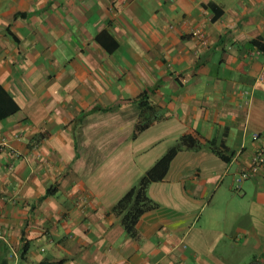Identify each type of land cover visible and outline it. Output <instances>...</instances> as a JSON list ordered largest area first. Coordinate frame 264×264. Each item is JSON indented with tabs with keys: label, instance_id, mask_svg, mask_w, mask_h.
I'll use <instances>...</instances> for the list:
<instances>
[{
	"label": "crops",
	"instance_id": "0c3cea01",
	"mask_svg": "<svg viewBox=\"0 0 264 264\" xmlns=\"http://www.w3.org/2000/svg\"><path fill=\"white\" fill-rule=\"evenodd\" d=\"M255 39L264 0H0V263L264 264V160L236 184L264 148ZM184 133L229 159L178 151L130 236L112 205Z\"/></svg>",
	"mask_w": 264,
	"mask_h": 264
},
{
	"label": "trees",
	"instance_id": "16d2710c",
	"mask_svg": "<svg viewBox=\"0 0 264 264\" xmlns=\"http://www.w3.org/2000/svg\"><path fill=\"white\" fill-rule=\"evenodd\" d=\"M251 43L258 49L264 51V43L255 39L252 40ZM0 94L5 98V107L0 104V117L3 114L13 113L19 109L17 103L14 102L11 94L3 90L0 85ZM1 96V95H0ZM3 98V97H2ZM0 97V102L1 101ZM6 102H9L10 109L7 110ZM14 103V109L11 107V104ZM147 105V101H146ZM140 107L136 112L134 129L132 132V138H135L139 133H141L144 129L149 127L154 122L160 121L163 119V116H156L151 114L148 107L146 106ZM12 108V109H11ZM202 148H208L213 153L218 155L221 159L227 160L229 159V155H225L226 148L222 146V143L219 144L214 140H206L205 142H200L193 134L184 133L178 136L175 139V142L170 145L147 169L146 171L137 179V181L131 185L112 205L111 210L118 215L119 221L123 227V229L132 237H135L137 234L136 231V223L141 215L145 212L153 210L159 206V203L156 202L153 198L148 194V187L151 183L160 181L165 176L167 169L169 167V163L175 154L183 149H192V150H200ZM1 264V263H0ZM3 264H6L4 262ZM38 264H51L47 262H41Z\"/></svg>",
	"mask_w": 264,
	"mask_h": 264
},
{
	"label": "built area",
	"instance_id": "2783aa9c",
	"mask_svg": "<svg viewBox=\"0 0 264 264\" xmlns=\"http://www.w3.org/2000/svg\"><path fill=\"white\" fill-rule=\"evenodd\" d=\"M255 53H262L264 54V51L258 49V48H255ZM257 80L264 84V61L262 63V66H261V69L257 75ZM258 138V134L257 133H253L251 136H250V139L251 140H256ZM264 160V148H260L256 151L252 161H251V166L250 168H246V169H243L240 174L237 176L236 178V184L240 183L244 178H246L249 174H250V171H252V169H255L256 167H258Z\"/></svg>",
	"mask_w": 264,
	"mask_h": 264
},
{
	"label": "rangeland",
	"instance_id": "374dc122",
	"mask_svg": "<svg viewBox=\"0 0 264 264\" xmlns=\"http://www.w3.org/2000/svg\"><path fill=\"white\" fill-rule=\"evenodd\" d=\"M129 125H131V123ZM119 128L121 131H125V132H127L129 130V126H127L126 124H124V126H119ZM118 138L120 139V137H118ZM174 142H175V140L169 141V142L161 141L159 145L155 146V148L152 149V151H150L148 159H151V157L154 158L158 155H161Z\"/></svg>",
	"mask_w": 264,
	"mask_h": 264
}]
</instances>
